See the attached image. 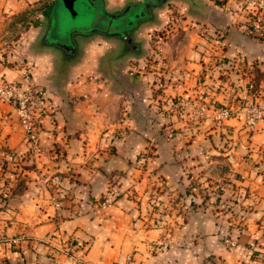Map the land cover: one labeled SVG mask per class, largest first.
<instances>
[{
    "label": "crops",
    "instance_id": "1",
    "mask_svg": "<svg viewBox=\"0 0 264 264\" xmlns=\"http://www.w3.org/2000/svg\"><path fill=\"white\" fill-rule=\"evenodd\" d=\"M40 1L44 0H0V25L4 14ZM48 2L49 7L23 34L19 47L7 54V61L0 56V77L24 88L41 87L53 107L38 134L42 152L31 157L38 171L29 175V189L10 200L5 217H10L8 211L18 216L10 222L0 220V229L6 230L0 237V264H242L241 256L226 253L215 236L187 237L196 230H213L203 211L187 218L173 215L178 220L173 223L176 227L165 238L161 230L145 224L143 206L135 207L121 198L114 206L100 207L109 177L96 173V165L110 171L125 169L129 158L146 147L145 135L157 132V124L147 123L151 102H158L153 91L163 85L173 96L166 97L170 107L184 104L174 108L172 117L179 114L186 122L215 134L227 132L241 142L237 148L236 140L230 142L234 152L252 150L255 158L263 159L264 119L253 132L248 131L242 105L264 107V25L260 32L246 33L241 28L245 16L227 15L217 0H85L86 6L102 10L103 15L134 9L135 29L128 33L126 19L114 34L110 26L106 30L76 29L75 18L64 12L62 3L65 14L58 12L59 0ZM194 6L201 8L194 10ZM174 9L184 13L178 18V27L191 41L181 51L179 46L185 43L181 37L178 47L172 42L164 47L161 51L167 61L161 69L159 62L147 64L138 54L148 47L145 42L149 39H142L171 21ZM208 24L225 28V38L206 40L203 30ZM172 34L176 38L178 33ZM121 35H128L130 44ZM131 59L140 62L132 64ZM242 61L263 72L260 80L254 77V90L241 88L246 80L242 73L233 74L234 79L222 78V70ZM163 75L168 78L165 84ZM223 103L232 106L234 115L218 120L216 108ZM199 106L205 107V118L197 120ZM117 132L124 136L111 143L118 150L110 153L108 137ZM196 146L190 144V151ZM3 148L19 154L29 150L17 110L6 101H0V150ZM158 162L155 157L152 164ZM174 167L169 165L167 173L173 180L179 179V169ZM48 169L51 173L46 175ZM69 170L75 172V180L56 174ZM257 180L262 181L261 177ZM51 183L56 188L50 189ZM60 183L67 185L61 187ZM209 252L215 256L207 261Z\"/></svg>",
    "mask_w": 264,
    "mask_h": 264
},
{
    "label": "rangeland",
    "instance_id": "2",
    "mask_svg": "<svg viewBox=\"0 0 264 264\" xmlns=\"http://www.w3.org/2000/svg\"><path fill=\"white\" fill-rule=\"evenodd\" d=\"M253 1L217 0L216 4L227 15L231 13L244 15L245 20L241 23V28L246 33L253 35L260 32L264 25V0H255L258 4L251 5ZM48 3V0H44L14 14H4L0 25L2 61H7V54L19 47L23 34L49 7ZM83 4H85L84 0ZM60 5L62 4L59 2L58 12L62 11ZM76 7L79 9V4H76ZM199 8L201 7H193L194 10H199ZM93 11V24L101 26L102 10ZM64 12L69 11L64 10ZM64 12L62 11L63 14H65ZM172 14L174 18L171 21H175L176 24L171 21L165 22L154 31L151 37L142 39L143 42L149 39L145 42L149 48L143 49L142 53L138 55L146 58L147 64L158 62V58L164 59L166 62V55L163 56L161 50L170 42L178 47L180 45L177 41L178 37H181V40L185 42L179 46L180 51L190 43V36L185 37V30L178 27V18L184 13L174 9ZM258 17L261 18V28L256 31L253 28V21ZM122 23L124 24V22ZM203 31L206 35L203 33L202 35H205L206 40L210 41L221 40L226 36V29L216 24L206 25ZM174 32L178 33L176 38L172 36ZM129 61L132 64L140 62L137 59ZM216 62H218L217 59ZM230 65L232 66L233 63ZM255 68L256 66L245 67L242 71L239 70V73L249 76L255 83L254 77L260 80L263 74ZM231 69L233 66L230 69L222 70V78H232L235 73ZM130 71L134 70L130 69ZM161 78L163 81L159 82L162 81L163 84L168 80L164 75ZM177 79L181 80L180 76ZM31 88L38 89L45 96L41 87L34 85ZM167 88L168 86L163 85L156 87L153 91V94L158 97V102H151L147 123L152 121L153 124H157V132L145 135L147 138L146 147L133 158H129L125 169L113 168L114 170L110 171L107 166L96 165V173L100 172L105 177H109V183L105 185L100 195L99 206L107 209L118 204L121 198L128 199L135 207L143 206L145 208L143 218L145 224L161 230L162 237L165 238H168L176 227L173 223L175 221L177 223L178 220L173 215L187 218L188 215L192 216L203 211L207 219L210 220L213 230H196L187 237L190 236L197 240L215 236L226 253L241 256L242 264H264V156L263 159H258L252 155L254 152L252 150L236 151L241 142L237 138L230 137L227 132L215 134L210 130L206 131V127L199 128V125L186 122L187 119L181 118L179 114L176 118L172 117L171 114L175 112L174 108L181 109L184 104L178 107L172 104L170 107L169 98L166 99V97L173 98V96L166 91ZM227 88L225 86L224 92L228 91ZM242 89L251 91L255 88L250 89L248 86V88ZM162 93L165 96L159 97ZM174 99H176L174 103L177 104L178 97ZM182 102L186 103L185 100ZM252 105L262 108L256 103H244L242 107L247 109ZM52 109L51 105L49 113ZM203 118L205 116L194 117L197 120ZM41 125L36 129L33 138L27 134L21 124L29 147L28 152L19 154L7 148L0 150V220L10 222L13 217L17 218L18 214H10L9 211L10 217H5L9 202L14 196H20L29 189L32 184L29 175L33 170L38 171L36 166L31 163V157L42 152L38 136ZM123 136L119 132L112 136L109 135L107 142L110 145L107 150L110 153H115L118 150L116 144L111 143ZM33 139L38 144V150L35 148ZM235 140L237 141L236 152L233 151L234 145L232 146L230 143ZM190 144H196V149L192 148L190 151ZM262 153L264 152L262 151ZM155 157L160 159L158 164H152ZM235 158L236 160H234ZM173 164H175L174 169H179V179L173 180L168 177L169 165ZM50 173L48 169L46 175ZM56 174L59 177L63 175L68 176L69 180H75L73 170L59 171ZM175 175L177 176V174ZM259 177L262 181L257 180ZM51 184L53 186H50V189L56 188L54 183ZM66 185L67 183H60L61 187H66ZM107 198L110 201H107ZM3 235H6V230L0 229V237ZM191 248H195V246H191ZM65 252L72 255L68 250ZM213 256L215 254L209 252L206 260H210Z\"/></svg>",
    "mask_w": 264,
    "mask_h": 264
},
{
    "label": "built area",
    "instance_id": "3",
    "mask_svg": "<svg viewBox=\"0 0 264 264\" xmlns=\"http://www.w3.org/2000/svg\"><path fill=\"white\" fill-rule=\"evenodd\" d=\"M260 3V2H259ZM258 4L255 0L251 5ZM253 28L259 31L261 28V18L253 21ZM250 89H254V84H249ZM0 101H6L13 104L19 113L21 124L30 137L34 138L36 129L40 127L45 116L50 112L51 105L46 97L34 88H24L18 83L0 77ZM205 107L199 106L195 110V116H204ZM234 115V111L226 106L216 108L215 117L218 120L227 119ZM264 119V107L258 108L255 105L247 108L245 111V126L248 131L253 132L260 120ZM35 148L38 150V144L33 139ZM107 201H110L107 198ZM60 205V204H59ZM106 205V203H104Z\"/></svg>",
    "mask_w": 264,
    "mask_h": 264
},
{
    "label": "water",
    "instance_id": "4",
    "mask_svg": "<svg viewBox=\"0 0 264 264\" xmlns=\"http://www.w3.org/2000/svg\"><path fill=\"white\" fill-rule=\"evenodd\" d=\"M85 1V0H84ZM65 6V9L69 11L73 19V23L76 27H86V28H94L95 24H93V14L94 11L91 7L83 4V0H59ZM76 4H79V9H77ZM80 23L81 25H79ZM96 27H100V25H96ZM101 28V27H100ZM77 29V28H76Z\"/></svg>",
    "mask_w": 264,
    "mask_h": 264
},
{
    "label": "flooded vegetation",
    "instance_id": "5",
    "mask_svg": "<svg viewBox=\"0 0 264 264\" xmlns=\"http://www.w3.org/2000/svg\"><path fill=\"white\" fill-rule=\"evenodd\" d=\"M147 8V7H146ZM92 9V8H91ZM101 25L99 28L96 27V25L94 27L98 28V29H103L106 30L105 27L110 26L112 27L110 31H114L113 33H117L115 32V30L119 31V27H122L123 25H125L127 23L126 19H128V23L127 25L129 26V31L128 33H130L131 30L135 29L136 25L138 24L137 20H132L134 19V9H131V7H129V9H125V11L121 14H116V15H107V14H101ZM124 22V24L122 23ZM114 29V30H112ZM108 31V30H107ZM119 33V32H118ZM121 38L123 40H125V42H128L130 44V38L128 35H121Z\"/></svg>",
    "mask_w": 264,
    "mask_h": 264
},
{
    "label": "trees",
    "instance_id": "6",
    "mask_svg": "<svg viewBox=\"0 0 264 264\" xmlns=\"http://www.w3.org/2000/svg\"><path fill=\"white\" fill-rule=\"evenodd\" d=\"M158 62H159V64H160V67H161V69H164L165 68V66H166V62H164V59H160V58H158ZM244 61H242V62H239V63H236L235 65L233 64L232 66H233V69H231V71H234V73L235 74H237V73H239L240 71L239 70H243L245 67H248L245 63H243ZM157 63V62H156ZM254 65V63H252V65L251 66H253ZM241 77L242 78H245L246 77V80H244V84H242L241 85V87L242 88H248V86H249V84L250 83H253L254 85H255V83L254 82H252V79L251 78H249V76H245V75H241ZM219 78V77H218ZM232 79H234V78H232ZM225 89V88H224ZM222 106H226V107H229V108H231L232 106L229 104V103H223L222 104Z\"/></svg>",
    "mask_w": 264,
    "mask_h": 264
}]
</instances>
